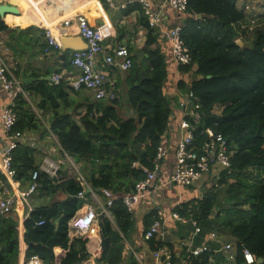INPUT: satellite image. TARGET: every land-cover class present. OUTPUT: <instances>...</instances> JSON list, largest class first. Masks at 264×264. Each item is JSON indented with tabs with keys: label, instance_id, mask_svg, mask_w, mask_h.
<instances>
[{
	"label": "trees",
	"instance_id": "trees-1",
	"mask_svg": "<svg viewBox=\"0 0 264 264\" xmlns=\"http://www.w3.org/2000/svg\"><path fill=\"white\" fill-rule=\"evenodd\" d=\"M187 13L192 16L185 22L182 38L192 63L181 66L180 70L194 74L190 88L204 114H209L217 105L223 106L220 116L209 115L207 126L217 123L216 130L227 139L232 156L230 170L224 172L219 181L222 205L220 200L216 203L218 192L215 190L209 191L202 200L182 205L183 210L176 209L184 217H189L188 211L192 209L194 218L202 225L214 208L219 207L213 226L235 240L236 264H246L245 250L255 256L253 264H264V29L256 31L250 45L241 47L236 43L240 37L236 27L245 22L244 11L237 7V0H188ZM146 25H149L147 21ZM5 29L7 27L0 20V32ZM243 34H247L246 31ZM155 42V36H148L147 56L139 63L134 62L127 79V100L136 117L123 120L119 115V100L103 108L97 104L77 105L72 116L64 108L60 109V103L70 106L68 82L54 85L41 81L26 88L33 92L38 118L28 102L19 100L16 130L38 129L42 125L39 121L46 122L63 151L80 163L82 174L94 192L107 189L114 195H122V192L133 191L144 177L133 164L153 169L171 114L163 92L167 65L163 55L153 49ZM185 86L183 82L179 84L181 89ZM87 159L101 166L97 176L96 167L88 165ZM14 167L17 180L32 183L39 169L34 150L19 146L14 153ZM65 176V171L59 172L55 179L44 173L38 176L41 185L38 192L50 195L61 192L68 197L51 207L34 210L25 220L27 259L37 256L45 264H54V249L69 248V222L84 200L77 197L82 191L80 183ZM7 184L0 173V194ZM111 212L120 233L114 231L108 218H101V231L97 234L102 243L101 259L103 264H122L124 241L121 233L128 235L134 228V215L121 200L114 203ZM153 217H157L155 212ZM40 222L43 224L39 225ZM88 238L71 245L61 264L81 263L85 259ZM77 243L81 245L79 248ZM148 245L153 251L167 246L174 252L167 240L153 238ZM19 250L18 219L13 213L0 217V264H17ZM184 258V264L224 263L214 250L200 257L187 258L185 255ZM259 259L263 261L259 263ZM131 264L135 262L132 260Z\"/></svg>",
	"mask_w": 264,
	"mask_h": 264
},
{
	"label": "crops",
	"instance_id": "crops-1",
	"mask_svg": "<svg viewBox=\"0 0 264 264\" xmlns=\"http://www.w3.org/2000/svg\"><path fill=\"white\" fill-rule=\"evenodd\" d=\"M125 1L126 0H115V3L120 6ZM134 1L135 4L129 5L126 9H122L120 7L111 6L106 0H0V5H9L17 10L15 13H7L3 17L0 16V20L7 27V29L0 32V53L4 56L10 64L14 74L19 77L21 81L22 75L26 78L35 80L29 86L24 85L25 88L31 87V85L41 81H48V78L51 79L53 74H60L66 79L75 77L78 72L71 64L73 50H67L65 53L59 48L57 51L53 50L52 53L46 54L45 49L47 47V40L44 28H50L53 35L59 41L65 39L69 45H74L77 41L83 43L75 23L65 26L64 22L73 19L79 13H84L93 28L108 26L111 30L109 39L104 43L105 52L100 55L96 67L106 74L108 87H114L118 93V100L120 102L119 115L123 120H127L136 117V113L129 107L127 100V79L129 73H122L110 69L105 63V55L110 53L111 49L118 45H126L132 53L134 62L139 63L147 56L145 48L148 36L156 37L153 49L158 50L163 55L168 73L167 80L163 86V92L165 98L169 102L171 114L169 126L162 137V144L167 147L170 154L163 163V175L160 180L161 188L155 193H150L136 207L133 213L134 228L128 232V235H123L121 233L124 241V259L122 264H131L132 260L135 264H155L152 256L153 250L149 248L148 242L143 239V234L153 222V212L157 213L158 211H163L169 213L178 206L200 200L209 191L215 190L218 192V197L216 198V203H218L222 189L221 187H215L214 184L216 183L215 175L217 172L221 171V168H216L214 172L205 176L202 182L196 186L180 187L165 185L173 171L175 163L174 149L183 137V130L181 129L183 114L182 111L177 108V105L184 97L195 78L193 73H184L180 70V66L174 59L172 47L166 38V34L177 26L185 25V22L192 15L187 12H179L160 0H152L161 16L160 26L158 28H153L155 34L151 32L149 25H146L147 20L141 6L138 4L139 0ZM259 3L262 4L264 1L250 2L247 0H237V7L244 11L246 6L255 5L254 11H259L258 8H256V4ZM262 7H264L263 4ZM256 13H258L260 17V12ZM241 25L242 22L237 25V30H240ZM64 55H67L68 58H65ZM181 82L186 84L185 89L179 87ZM28 92L33 97V92ZM69 92L70 106L66 107L60 103V109L64 108V111L72 116L74 107L77 105L86 106L97 104L100 108H103L110 104V102L107 101H95L93 94L86 90L73 91L70 89ZM6 103H8V98L5 97L0 102V105ZM40 126L41 125H39L38 129L24 131L25 137L27 138L25 140V146L34 150V156L38 165L45 157L58 159L61 156L59 152V142H57L58 147L56 148V152L50 148L43 152L41 150L43 144L39 142H45L46 140L41 139V137L38 138V140L33 139L39 135ZM47 130L52 137H56L51 132L50 127H48ZM29 136H31V138ZM87 162L88 165L96 167L97 171L95 174L97 176L98 172L101 170V166L98 165L99 163L96 164L90 159H87ZM78 166L81 170L80 163H78ZM61 171H65L66 179L74 177L71 168H66L64 166ZM17 181V185H12L8 182L0 194V199L4 196H16L17 192H24L28 190L31 185L28 180ZM96 193V198H93L91 194H87L83 205L89 204L97 208L99 201H105L102 192ZM123 193L124 192H122V194ZM117 196H121V193ZM67 197L66 194L61 192L55 195L37 192L31 195L26 202L21 199L17 200L12 212L19 221L20 250L17 264H22L27 259V246L24 242L25 220L34 210L51 207L57 202H63ZM223 202L224 201H221L220 204L222 205ZM219 209V207H215L208 221L199 225L201 227V233L196 237H193L195 228L189 223L182 224L172 220L166 224V240L173 246L175 255L179 257L176 260L178 263H181V259L185 256L182 245L192 241L196 247L206 244L210 246L212 250H217L216 254L224 259L223 264H236L235 258L237 250L235 248V240L213 226ZM82 211L83 210L80 211L81 214ZM188 214L189 217L194 214L192 209H189ZM102 217L104 216H99L97 220L94 221L91 228L83 232L74 230L69 222V248L66 250L60 248L54 249L56 257L54 264H61V261L68 254L70 246L74 245L76 241L83 240L87 236H89V238L85 244V259L79 264H103L101 259L102 243L97 235L101 231L100 224ZM106 218L110 220L114 231L120 233V229L114 221L113 214L111 213V217ZM148 223L149 225L147 226ZM213 232L218 235V241L211 239V233ZM79 245L80 244L77 243L76 246L79 248L81 246ZM223 245H231L232 248L223 250Z\"/></svg>",
	"mask_w": 264,
	"mask_h": 264
},
{
	"label": "built area",
	"instance_id": "built-area-1",
	"mask_svg": "<svg viewBox=\"0 0 264 264\" xmlns=\"http://www.w3.org/2000/svg\"><path fill=\"white\" fill-rule=\"evenodd\" d=\"M111 6L126 9L129 5L135 4L134 0H126L120 6L115 3V0H106ZM163 3L170 5L173 9L179 12H188V0H160ZM138 4L146 17V20L151 28H158L161 24L160 12L155 8L152 0H139ZM252 6L244 8L245 22L242 24L239 31V38L236 42L241 41L243 31L254 32L259 21V15L256 12L252 14ZM251 17H248L250 14ZM258 18L257 23L249 20L254 16ZM75 23L79 30L81 38L85 41L87 48L75 50L71 56V64L77 70L78 74L72 78H64L60 74H53L51 82L54 85H59L63 81L68 82V85L73 91L86 90L93 94L97 102H113L119 99L118 93L114 87H108L107 76L102 70H98L96 65L101 54L105 52L104 43L109 39L111 30L108 26L93 28L84 13L77 14L73 19L66 20L65 26ZM184 25L177 26L166 34L169 41L173 56L176 63L181 66L191 65L192 56L186 47L183 38L182 30ZM45 29V37L47 47L45 53H52L60 48V41L53 35L50 28ZM105 63L110 69L129 73L133 68V57L129 48L126 45H118L111 49V52L105 55ZM8 98V103L0 105V173L6 180L17 185V171L14 167V153L19 146H25L24 132L17 131L18 123L17 103L19 100H26L31 105L30 93L24 87L23 82L17 77L10 64L0 53V102L4 98ZM177 108L182 111L181 129L183 137L174 149L175 163L173 171L169 176L167 186L191 187L202 182L205 176L214 172L216 168H221L217 172L215 187H219V181L224 172L231 168L232 153L229 150L227 139L222 133L216 130L218 126L214 123L212 126H207V121L210 117L220 116L223 111V106H215L209 114L202 112V105L197 101L194 91L188 88L184 97L178 102ZM60 158L45 157L39 164L38 172L34 173L32 183L28 190L17 192L16 196L9 200L0 199V217H7L13 212V207L17 200L27 201L29 197L38 192L41 185L38 184V176L41 173L47 174L51 178H56L62 168L69 165L76 179L82 186V191L79 192L78 198L84 200L87 194H91L93 198L97 197L82 174L78 163L72 156L63 151L60 147ZM169 150L161 143L157 149L154 159L153 169H148L140 166L138 163L133 164V167L139 168L144 177L138 181L134 190L122 194L121 196L114 195L109 190H103L102 195L105 201H99L97 208L92 205L85 204L77 211L76 215L70 220V226L77 232H83L91 228L92 224L99 216L111 217V207L118 200H121L128 212L134 213L136 207L150 193L157 192L160 188V180L163 175V163L169 156ZM17 191V190H16ZM202 197L200 200H202ZM177 208L183 210L181 206ZM82 211V214L80 211ZM157 217L153 220L150 227L143 234L145 241H150L153 238L166 240V224L169 221H176L182 224H191L195 228L193 237L201 233V227L198 221L192 215L191 217L182 216L177 209L171 212L158 211ZM43 223L40 222L39 225ZM211 239L218 241V235L211 233ZM185 255L189 257H200L204 253L211 252L212 249L206 244L194 246L190 241L182 245ZM223 250H229L231 245H223ZM217 252V250H214ZM219 252V251H218ZM155 264H184L185 258L181 259V263L176 260L175 253L167 246H164L152 252ZM244 259L246 264H253L256 261L255 256L248 250L244 251ZM22 264H45L40 258L34 256L25 260Z\"/></svg>",
	"mask_w": 264,
	"mask_h": 264
},
{
	"label": "rangeland",
	"instance_id": "rangeland-1",
	"mask_svg": "<svg viewBox=\"0 0 264 264\" xmlns=\"http://www.w3.org/2000/svg\"><path fill=\"white\" fill-rule=\"evenodd\" d=\"M262 4L264 6V3H262ZM262 4L261 3L256 4V8H258L259 11H256V10L255 11L256 12H260V17H259L258 23H257L258 18L255 17L254 15H253L254 16L253 19H251V20L248 21L249 24H251L252 21H255L257 23V27L255 29V32H251L250 33L248 31L247 34H243L242 33V39L240 41L242 47H245V46L250 45L251 41H253V39H254V34H256V31L257 30L264 29V7H262ZM254 7H255V5L252 6V8H253L252 14H253V12H255L254 11ZM252 14H250L248 17H251ZM244 24H246V22ZM30 102H31V105H30L31 111H33L34 114H36L37 115V118H38L37 102L35 101V99L32 96L30 98ZM36 120H37V124L38 125L40 124L39 122H41L42 125L40 126L39 135L36 136V137H34V138L32 137V138L35 139V140H38V138L41 137V139H43V140L45 139L46 140L45 142H42V141L39 142L40 144H43V146H41V150L43 152H44V150L47 151L49 148L51 150H53V151L56 152L57 151L56 148L58 147V145H57L58 139L56 137H52L48 133V130L47 129H48L49 126L47 125L46 122H44V121H39L38 122V119H36ZM29 137L31 138V136H29ZM26 139L27 138L25 137V140ZM41 139H39V140H41ZM41 158H42V156H41ZM220 194H221L220 201H222L223 194L222 193H220ZM9 199H11L10 196H4L3 197V200H9Z\"/></svg>",
	"mask_w": 264,
	"mask_h": 264
},
{
	"label": "water",
	"instance_id": "water-1",
	"mask_svg": "<svg viewBox=\"0 0 264 264\" xmlns=\"http://www.w3.org/2000/svg\"><path fill=\"white\" fill-rule=\"evenodd\" d=\"M17 12V10L15 8H13L12 6H9V5H5V4H2L0 5V16L3 17L5 16V14L7 13H15ZM201 17V16H199ZM83 43H81L80 41H77L76 44L74 45H69L65 39L64 40H61L60 41V48L62 51H64L65 53L67 52V50H80V49H86L87 46H86V43L85 41L82 39L81 40ZM239 46L242 47L240 41L236 42ZM22 81H23V84L25 86H29L30 84H32L35 80L32 79V78H26L24 75H22ZM48 82L50 84H52L51 80L48 78ZM263 261V259H259L258 262L261 263Z\"/></svg>",
	"mask_w": 264,
	"mask_h": 264
}]
</instances>
